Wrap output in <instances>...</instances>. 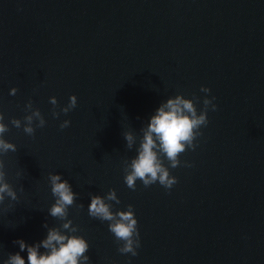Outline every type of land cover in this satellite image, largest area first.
Segmentation results:
<instances>
[{
  "label": "water",
  "instance_id": "95a60500",
  "mask_svg": "<svg viewBox=\"0 0 264 264\" xmlns=\"http://www.w3.org/2000/svg\"><path fill=\"white\" fill-rule=\"evenodd\" d=\"M201 85L218 109L171 169L178 183L128 188L141 129L180 93L202 109ZM72 94L77 106L54 118L50 97L63 107ZM29 100L47 121L34 137L11 124ZM0 111L17 145L4 160L19 197L0 204V264L17 239L35 244L45 222L62 225L49 215L54 172L77 193L68 219L89 242V264H264V0H0ZM111 189L113 211L134 206L136 256L88 214L91 196Z\"/></svg>",
  "mask_w": 264,
  "mask_h": 264
},
{
  "label": "clouds",
  "instance_id": "9594fccd",
  "mask_svg": "<svg viewBox=\"0 0 264 264\" xmlns=\"http://www.w3.org/2000/svg\"><path fill=\"white\" fill-rule=\"evenodd\" d=\"M17 91L18 89L13 87L10 95H15ZM200 91L205 93L202 109L198 110L197 107L196 101L200 99L199 97L193 99L180 93L163 102L147 125L141 129L143 135L140 138L137 155L130 162L125 161L124 180L128 188L135 190L137 180L145 187L159 183L167 190H171L178 183V177L171 174V169L181 166L182 153L196 149L197 138L203 135L201 129L209 123V111L218 109V105L214 103L216 97L207 95L211 88L201 85ZM49 102L53 105V117L58 119L61 113L67 115L77 106L78 97L72 94L69 102L63 107L59 105L56 96L50 97ZM25 111L28 114L23 120L13 117L11 124L18 129L22 127L24 133L34 137L36 128L45 127L47 121L41 110L34 107L32 100L26 104ZM4 120L5 115L0 111V204L6 198H10L11 201L19 198L17 190L7 179L4 156L9 151L15 152L17 145L5 138L4 134L9 131V126ZM70 124L71 120L65 119L60 123V129L68 128ZM123 135L127 148L131 150L137 141L135 133L129 130ZM183 163L185 166H191L188 161ZM48 179L51 192L56 198L49 209V215L62 221V225L49 227L45 222L47 236L35 244H29L22 238L14 241L20 250L10 253L4 264H26L24 256L21 255L25 250L27 264H89V256L86 254L90 248L89 242L83 236L75 234L79 226L73 225V221L68 219L69 208L74 205L77 193L73 191L68 180L62 179L61 173H49ZM111 201L120 203L115 189H111L106 196L92 195L88 214L109 222V231L118 242H122L118 248L121 254L131 253L132 256H136L141 242L134 206L129 204L127 210L113 211ZM79 207L83 208V204ZM41 248L44 249L43 252Z\"/></svg>",
  "mask_w": 264,
  "mask_h": 264
}]
</instances>
